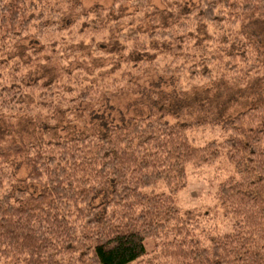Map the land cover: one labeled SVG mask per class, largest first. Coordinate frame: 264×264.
I'll return each mask as SVG.
<instances>
[{
    "label": "trees",
    "instance_id": "1",
    "mask_svg": "<svg viewBox=\"0 0 264 264\" xmlns=\"http://www.w3.org/2000/svg\"><path fill=\"white\" fill-rule=\"evenodd\" d=\"M135 3L130 23L152 14L145 0ZM50 7L48 0H0V50L5 52L7 43L31 28L40 37L59 31L58 13L45 15ZM248 13L264 14V0H198L194 7L173 0L161 15L151 17V29L130 27L108 44L112 52L138 51L133 61L141 53L155 54L148 65L141 59L138 71L144 73L181 75L188 70L191 77L254 82L264 79L262 53L234 30ZM106 20L101 16L84 27L111 30ZM208 26L218 33L214 43L191 41ZM4 61L0 56V68ZM22 79L16 75L0 87V110L9 113V120L23 110L21 104L30 109L23 101ZM31 87L46 88L39 93L44 105H51L57 94L65 96L51 83ZM92 91L89 86L66 104L76 106ZM220 127L221 139L199 144L187 134L191 123H170L158 113L63 140L11 125L8 145L0 147V261L131 264L146 256L150 241L158 254L155 264H264V105L240 111ZM22 154L29 170L18 178L14 160ZM215 163L224 171L215 198L228 218L226 230L203 226L197 210L181 212L178 204L186 168ZM25 182L42 188L26 194L16 187ZM103 189L109 199L92 204Z\"/></svg>",
    "mask_w": 264,
    "mask_h": 264
},
{
    "label": "rangeland",
    "instance_id": "2",
    "mask_svg": "<svg viewBox=\"0 0 264 264\" xmlns=\"http://www.w3.org/2000/svg\"><path fill=\"white\" fill-rule=\"evenodd\" d=\"M48 1L52 7L46 10L45 15L50 17L53 11L58 13L59 31L40 37L31 28L18 39L7 43L3 48L6 54L0 50V56L5 59L4 68H0V87L22 74L21 85L26 93L23 101L30 103V109L21 104L23 110L11 120L6 110H0V147L8 145L11 125H23L33 136L63 140L83 132H104L110 124H128L151 113L162 114L170 123H191L188 136L203 144L210 139H221L223 132L220 124L238 112L258 104L264 105L262 78L254 82L249 79L235 82L228 76H214L211 79L191 77L188 70L181 75L157 74L152 70L144 73L138 71L141 59L147 60L145 65H148L153 62L152 55L155 54L141 53L138 54L140 59L133 61L138 51L130 54L123 50L110 51L108 43L119 38L130 27L151 29V17L161 15L173 0H145L152 14H146L145 21H135L133 24L130 23L131 16L136 14L138 8L135 0H125L120 5L117 0ZM179 1L189 7L198 4V0ZM101 16L112 25L111 30L99 32L95 31L96 28L84 27V23L97 21ZM234 30L254 43L264 60V14H246L234 26ZM217 34L212 26H208L206 31L201 28L191 41L197 39L210 46ZM35 82L39 85H56L65 96L61 98L57 94L51 105L41 104L39 93L46 88H32ZM132 82H136L138 87ZM89 86L93 89L92 93H88L89 98L76 106L75 102L66 104L71 97ZM12 138L19 140L15 135ZM28 140L27 137L22 141L26 143ZM14 162L15 176L25 178L29 170L26 154L18 156ZM186 173L185 185L177 193L181 212L193 208L197 210L203 226L217 225L220 230H226L229 227L228 218L215 198L217 182L224 173L220 163L189 165ZM17 186L26 194H36L42 188L35 182L18 183ZM107 194L104 189L99 191L92 204L108 200ZM147 251L143 259L131 264L157 263L158 254L152 251L150 241ZM0 264L12 263L0 261Z\"/></svg>",
    "mask_w": 264,
    "mask_h": 264
}]
</instances>
